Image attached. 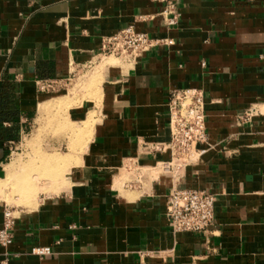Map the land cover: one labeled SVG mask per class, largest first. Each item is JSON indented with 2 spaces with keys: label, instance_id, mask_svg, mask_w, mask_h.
I'll return each mask as SVG.
<instances>
[{
  "label": "crops",
  "instance_id": "0c3cea01",
  "mask_svg": "<svg viewBox=\"0 0 264 264\" xmlns=\"http://www.w3.org/2000/svg\"><path fill=\"white\" fill-rule=\"evenodd\" d=\"M175 1L178 22L168 27L159 15L163 0H0V180L17 159L10 160L12 148L29 128L39 129L44 113L55 108L69 138L70 124L97 113L69 181H41L35 204L19 206L0 262L264 264V0ZM147 14L155 17L136 20ZM129 24L173 43L134 64L102 65L109 58L100 54L102 37ZM96 70L98 98L84 88ZM43 79L63 86L40 91ZM185 87L204 93L207 144L174 182L167 172L153 174L169 151L150 147L169 140L168 95ZM251 106L260 112L239 123ZM33 151L39 160L70 153ZM128 164L145 170L134 188L122 186L137 177ZM172 186L215 195L207 230L171 232L165 207ZM39 247L50 252L38 255Z\"/></svg>",
  "mask_w": 264,
  "mask_h": 264
},
{
  "label": "built area",
  "instance_id": "2783aa9c",
  "mask_svg": "<svg viewBox=\"0 0 264 264\" xmlns=\"http://www.w3.org/2000/svg\"><path fill=\"white\" fill-rule=\"evenodd\" d=\"M165 5L159 15L166 26L177 24L179 13L175 0H163ZM155 17L153 14L138 15L137 21H149ZM171 38L152 37L147 32L137 30L133 24L126 25L114 34L104 36L100 43V54L112 57L116 63L125 62L134 64L142 54L152 47L165 44L171 45ZM40 91L58 90L63 83L57 79L37 80ZM205 99L200 88L185 87L173 88L168 95V133L167 142H155L150 150L169 151V160L159 161L153 168L156 172H167L176 182L182 175L184 168L197 162L205 152L203 145L207 144V131L205 125ZM260 110L251 106L238 116V122H249ZM129 172L136 174V179H127L122 186L134 188L139 184L145 170L133 168L128 164ZM215 195L205 190L182 189L176 186L166 194L165 217L172 233L205 231L214 219ZM18 208L5 204L3 221L0 227V245L8 246L13 241V228L18 216ZM50 252L49 247H39L38 255ZM0 264H6L2 260Z\"/></svg>",
  "mask_w": 264,
  "mask_h": 264
},
{
  "label": "rangeland",
  "instance_id": "374dc122",
  "mask_svg": "<svg viewBox=\"0 0 264 264\" xmlns=\"http://www.w3.org/2000/svg\"><path fill=\"white\" fill-rule=\"evenodd\" d=\"M108 59L109 58L105 59L103 61L102 65L103 64H109L107 62ZM109 62L111 64H116L117 60L116 59H110ZM99 72H100L99 70L93 71L84 83V88L86 90H88L87 93L92 95V97H94V98H98V94H99V92H98L99 91V83H100V80L98 79V75L100 76ZM96 114H97L96 111H93V112H91L89 117L86 119V120L90 121L91 132L93 131L94 123L97 121ZM58 118H59V116L57 115V111L55 110V108H53L52 111H50L49 113H44L42 115V117H40L41 122L39 125L40 126L39 129L34 130L35 128H32V127L29 128L27 130L28 132H26V135L24 136V138L20 142H18L16 145H14V147L12 148V155L10 157V160H12L16 157H17V159H15L7 168V177H6V179H4V181L7 182L11 174L13 175V177L19 176L20 174H22L24 171L27 170L28 165L34 160H36L40 164L39 156L37 157L33 154L30 155V152H34L33 151L34 148L40 149L41 151H43L45 153L46 152L65 153V152H68L72 149H73L72 151L74 152V149H76L77 146H74V144H72V138L78 132L79 128L76 129L77 126L78 127H79V125H80V127L85 126V124L83 123L84 121L76 122L75 124L72 123V125L68 126L67 132L69 131L68 132L70 134V138H69L68 135H66L64 133L65 131H63V130H65V128L64 129H63V127H61V129L58 128V126H59ZM35 136H36V138H34ZM76 154L77 155L79 154V155L76 156ZM82 154L80 152H78V153L74 152V156L78 157L77 162H75L74 165H76L77 163L80 164V161H81L80 156ZM29 157L31 158V160H28ZM18 158H20V159H18ZM23 161H25L24 162L25 166L23 165L22 169L19 171L18 169L21 166V163H23ZM42 181H44V180H42ZM12 189L11 188H4V190H6L5 192L8 196L7 202L5 201L6 204H8L10 206L17 207V208H22L19 206H29L30 203H31L30 206L35 204L36 194H35V196L32 197L33 200L30 199L29 202L26 201V202L21 203L19 200H22V195H19V199H18L16 197V195H17L16 189L15 188H14V190H12ZM14 196L17 198V201H15L16 199L13 200V198H15Z\"/></svg>",
  "mask_w": 264,
  "mask_h": 264
},
{
  "label": "bare ground",
  "instance_id": "6f19581e",
  "mask_svg": "<svg viewBox=\"0 0 264 264\" xmlns=\"http://www.w3.org/2000/svg\"><path fill=\"white\" fill-rule=\"evenodd\" d=\"M110 59H114V58L109 57V59L107 60L109 64H111L109 62ZM83 123L85 124V126L82 127H80L79 125L80 123L78 124L79 127L77 126L76 128V129L79 128L78 132L72 138V144H74V146H77L76 147L77 150L74 149V152L77 153L80 152L81 154L86 150L87 144L89 143L88 141L90 140L92 135L90 128V121L84 120ZM72 150H70V153L66 155L42 156L40 160V164L36 160L32 161L28 165L27 170L24 171L19 176L13 177V175L11 174L7 182L4 181L3 179L0 180V191L4 190V188H11V189L13 188L12 190H14L15 188L16 193L18 195V196L16 195V197L19 199V195H22V200H19L22 203L26 201L29 202V200L32 199V197L35 196V194L37 195L39 189L41 188L40 183L42 180H45L46 184L51 183V181L53 180L61 181L62 183H67L69 181L68 177H69L70 169L72 166H74L75 162H77L78 157L76 156L79 155L76 154V156H74V152ZM123 173L124 174L126 173L124 169H123ZM16 197L13 198V200L16 199L15 201H17Z\"/></svg>",
  "mask_w": 264,
  "mask_h": 264
}]
</instances>
